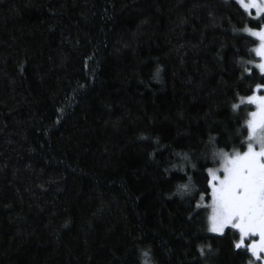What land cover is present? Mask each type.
Instances as JSON below:
<instances>
[{"label": "trees", "instance_id": "trees-1", "mask_svg": "<svg viewBox=\"0 0 264 264\" xmlns=\"http://www.w3.org/2000/svg\"><path fill=\"white\" fill-rule=\"evenodd\" d=\"M254 13L0 0V264L253 261L208 218L210 170L248 146L264 85Z\"/></svg>", "mask_w": 264, "mask_h": 264}, {"label": "rangeland", "instance_id": "rangeland-1", "mask_svg": "<svg viewBox=\"0 0 264 264\" xmlns=\"http://www.w3.org/2000/svg\"><path fill=\"white\" fill-rule=\"evenodd\" d=\"M242 6L254 11V17L264 14V0H239ZM257 39L255 52L260 60L256 63L264 72V25L250 28ZM264 85H258L255 93L246 98L254 104L249 131L250 140L246 149L225 153L218 166L210 170L212 197L209 205V230L223 234L233 226L240 232L237 242L248 245L254 260L247 264H264ZM250 174L256 181L257 201L250 211L247 191L244 187ZM248 240V242H246Z\"/></svg>", "mask_w": 264, "mask_h": 264}, {"label": "flooded vegetation", "instance_id": "flooded-vegetation-1", "mask_svg": "<svg viewBox=\"0 0 264 264\" xmlns=\"http://www.w3.org/2000/svg\"><path fill=\"white\" fill-rule=\"evenodd\" d=\"M244 187H246L245 191H247V198H248L245 209L250 211L257 201V197H256L257 186H256V181L253 178L252 174H250L248 182Z\"/></svg>", "mask_w": 264, "mask_h": 264}]
</instances>
